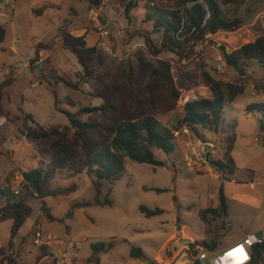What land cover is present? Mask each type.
I'll return each mask as SVG.
<instances>
[{
    "label": "rangeland",
    "instance_id": "rangeland-1",
    "mask_svg": "<svg viewBox=\"0 0 264 264\" xmlns=\"http://www.w3.org/2000/svg\"><path fill=\"white\" fill-rule=\"evenodd\" d=\"M128 1L102 0L100 6L91 8L86 0H0V26L6 34L5 40L0 41V84L14 78L2 100L10 117H0V207L6 203L2 190L9 187L13 198L17 199L26 190L22 173L46 163L26 140L23 130L36 124L45 129L56 127L66 140H73L74 130L62 111L76 112L104 103H121L123 95L113 85L123 83L131 68L135 72L132 84L135 90L151 81L155 67L171 75L172 82L181 91V98L175 111H160L158 118L173 127L183 116L187 101L194 96H208L209 92L211 96L210 89H205L204 70L225 83L241 86L243 93L233 102H224L225 129L215 135L212 142L203 143L190 130L182 128L175 132L174 152L167 154L154 148L156 158L164 161L165 166L127 159L119 179L102 181L98 199L109 198L112 205L96 204V176L85 173L72 176L69 171H59L53 186L75 183L78 189L68 196L30 200L31 214L13 239L20 264H34L37 258L34 255L41 253L33 243L37 228L54 233L64 242L81 241L77 264L87 263L92 255V244L111 241L114 248L100 254V264H170L188 243L195 241L200 245L217 234L219 254L264 222V111L246 110L251 103H264V68L255 66L240 76L226 64L221 50L223 46L231 53L264 35V14L261 15L264 0H230L227 4L218 0L225 18H244L245 25L237 32L208 35L196 46V55L181 62L172 52H164L159 57L150 55L144 39L139 36L129 44L121 43L134 31L148 30L154 42L160 45L163 34L153 31V23L146 21L147 6H153L151 10L171 9L175 0H140L138 7L131 11L130 20L125 13ZM44 6L47 8L43 14L34 12ZM99 15L107 18L114 29L102 26ZM185 21L182 11L183 32L176 34L180 38L188 35ZM63 26L77 36L87 33L88 45L97 48L92 61L95 74L88 83H81L79 89L67 87L60 79L79 82L82 66L59 42L53 49L40 52V58L35 61L36 73L30 70L36 44L49 42ZM104 30H108V35H102ZM27 114L34 122L26 118ZM99 117L96 112L85 114L82 119L95 121ZM202 146H205L203 158H209L208 164L201 160ZM229 158L235 164L233 174L211 166ZM222 185L229 195L228 214L216 220L208 217L210 222L205 223L198 214L219 205L218 190ZM86 201L93 204L77 207ZM43 202L55 220H49L43 212ZM140 205L150 209L159 207L164 212L146 217ZM7 220L0 222V238L6 234ZM181 237L189 241H182ZM10 238L11 235L8 240ZM133 247L141 249V258L130 256ZM189 248L190 252H196L195 243L189 244ZM38 264H52V260L42 259Z\"/></svg>",
    "mask_w": 264,
    "mask_h": 264
},
{
    "label": "trees",
    "instance_id": "trees-1",
    "mask_svg": "<svg viewBox=\"0 0 264 264\" xmlns=\"http://www.w3.org/2000/svg\"><path fill=\"white\" fill-rule=\"evenodd\" d=\"M86 1L90 3L91 8L100 6L102 2V0ZM138 1L140 0L126 2L125 13L129 20L131 11L138 7ZM228 1L230 0H223V4H227ZM174 3L175 6L171 9L151 10L153 6H147L146 21L153 23V31H162L160 45L154 42L152 33L148 30L134 31L128 34L121 43L129 44L132 39L139 36L144 39L150 55L159 57L164 52H172L178 56V62H181L185 59H192L197 53L196 46L204 42L208 35L219 31L234 32L245 25L244 18H225L218 0H175ZM46 8L47 6L36 8L34 12L41 15ZM182 11L185 13V25L188 29V35L184 38L176 36L183 32L181 28ZM86 35L87 33L77 36L65 26L60 27L57 36L49 42L36 44L35 57L30 60V70L36 73L35 61L40 58V52L53 49L59 42L60 46L69 50L82 66L79 82L74 83L66 78L60 79L67 87L79 89L81 83H88L95 74L92 61L97 48L88 45ZM5 36L4 28L0 26L1 42L5 40ZM221 50L226 64L240 76L246 75L249 68L255 66L264 68V35L231 53L227 52L223 46ZM134 77L135 72L131 68L123 83L113 85L114 89L123 95V100L119 104L104 103L97 107L81 108L76 112L62 111L68 116L75 133L71 141L66 140L64 133L56 127L45 129L36 124L33 128L23 130L26 140L46 160V163L22 173L26 190L17 199L13 198L9 187L2 190L6 203L0 207V222L7 219H13L14 222L9 242L0 247V264H20L18 262L19 251L15 250L13 239L31 214L29 202L32 198L42 200L46 196H68L77 191L78 187L75 183L66 187L53 186L59 171H69L72 176L84 173L96 176V204L112 205L109 198L104 201L98 199L102 181L112 182L119 179L125 170L127 159L154 166H165L164 161L156 158L154 148L167 154L174 152L177 145L175 132L182 128L190 130L203 143L212 142L215 135L224 132L225 129L224 102H233L243 93L241 86L225 83L204 70V84L210 89L211 96L197 97L187 101L183 106V116L173 127L164 124L158 118L160 111H175L181 98V91L172 82L171 75L163 68L155 67L152 70L151 81L139 90L133 88ZM13 82L14 78H8L0 84V117H10V112L3 108L2 100L6 94V88ZM246 110L248 112L264 111V103H251ZM96 112L100 114L98 120L84 121L82 119L83 115ZM26 118L34 122L31 115L27 114ZM235 125L234 122L233 126ZM262 129H264V124H262ZM215 165L219 171L224 173L233 174L235 171V164L231 158L225 161L219 160L215 162ZM158 191L166 190L158 189ZM218 194L219 205L213 209L201 210L198 214L205 223L210 222L208 217L216 220L228 214V198L223 185L219 188ZM92 204V201H86L77 204V207ZM139 209L146 217L164 212L162 208L150 209L144 205H140ZM42 210L49 220H55L44 202ZM222 224L224 225L223 221ZM216 238L217 234L210 241L203 240L200 245L214 251L217 247ZM24 239L25 237H22V242ZM40 248L41 253L34 264L52 255L49 247L41 246ZM113 248L114 242L112 241L92 244V255L87 259L86 264H100V254ZM130 256L141 258L143 254L140 248L133 247L130 250ZM250 264H264V244L254 246Z\"/></svg>",
    "mask_w": 264,
    "mask_h": 264
},
{
    "label": "built area",
    "instance_id": "built-area-1",
    "mask_svg": "<svg viewBox=\"0 0 264 264\" xmlns=\"http://www.w3.org/2000/svg\"><path fill=\"white\" fill-rule=\"evenodd\" d=\"M262 13L261 15H263ZM102 35H108V30H104ZM222 73V67L218 68ZM259 141V139L257 138ZM204 147L200 152L203 163L209 162V158H203ZM17 193V191L15 192ZM33 243L35 246H47L53 249L51 259L54 264H77L79 250L82 246L81 241H62L57 235L49 231H43L37 228L34 232ZM196 244V252H190L189 246H186L177 257L172 260L173 264H250L252 261L253 248L257 244H264V233H253L246 235L240 242H237L221 253L210 259L215 254L206 249L203 245ZM191 243V244H192Z\"/></svg>",
    "mask_w": 264,
    "mask_h": 264
},
{
    "label": "crops",
    "instance_id": "crops-1",
    "mask_svg": "<svg viewBox=\"0 0 264 264\" xmlns=\"http://www.w3.org/2000/svg\"><path fill=\"white\" fill-rule=\"evenodd\" d=\"M219 32H226V31H219ZM237 32V31H236ZM226 33H229V32H226ZM233 33V32H232ZM79 35H83V34H79ZM205 89H206V91H209L208 90V87H205ZM205 91V92H206ZM204 92V93H205ZM207 93V92H206ZM208 96H203V97H209L210 96V92H209V94H207ZM196 98V96H194V97H192V99H195ZM224 189H225V187H224ZM225 194H226V196H229L227 193H226V190H225ZM7 222H8V226H7V229H6V234H5V236L4 237H2V238H0V246L2 245V244H5V243H8L9 242V240H8V236L9 235H11V229H12V225H13V219H8L7 220ZM27 222V221H26ZM25 222V223H26ZM24 226V225H23ZM22 226V227H23ZM22 227H21V229H22ZM181 227L182 226H179L178 227V229H181ZM184 228V227H183ZM20 229V230H21ZM20 230H19V232H20ZM256 232H258V233H263L264 232V222L261 224V225H259V226H257L253 231H251V232H249L248 234H253V233H256ZM247 234V235H248ZM22 237H25V235H23ZM182 241L183 240H185L183 237H181L180 238ZM22 241V240H21ZM189 244H191V243H188L186 246H189ZM38 247V246H37ZM40 250H41V248L40 247H38ZM220 249H218V247H216V249L214 250V251H211V252H213V253H217L218 251H219ZM49 251H53V249L52 248H50L49 247ZM36 256H38V253L36 252V254L34 255V257H36ZM46 258H51V256L50 257H46ZM46 258H44V259H46ZM52 260V259H51ZM53 263V262H52Z\"/></svg>",
    "mask_w": 264,
    "mask_h": 264
},
{
    "label": "water",
    "instance_id": "water-1",
    "mask_svg": "<svg viewBox=\"0 0 264 264\" xmlns=\"http://www.w3.org/2000/svg\"><path fill=\"white\" fill-rule=\"evenodd\" d=\"M98 20L101 23V25L106 27L108 30H113L114 29V25L111 22H109L107 20V18H105L104 16L99 15L98 16ZM209 147L210 146L208 144H206V149H209ZM211 166L216 168V165L214 163H211ZM185 240L189 241V239H185Z\"/></svg>",
    "mask_w": 264,
    "mask_h": 264
},
{
    "label": "bare ground",
    "instance_id": "bare-ground-1",
    "mask_svg": "<svg viewBox=\"0 0 264 264\" xmlns=\"http://www.w3.org/2000/svg\"><path fill=\"white\" fill-rule=\"evenodd\" d=\"M184 236H186V234H183ZM187 237V236H186Z\"/></svg>",
    "mask_w": 264,
    "mask_h": 264
}]
</instances>
